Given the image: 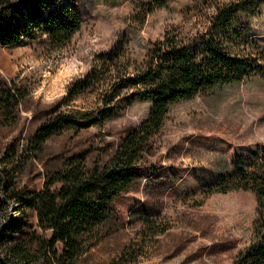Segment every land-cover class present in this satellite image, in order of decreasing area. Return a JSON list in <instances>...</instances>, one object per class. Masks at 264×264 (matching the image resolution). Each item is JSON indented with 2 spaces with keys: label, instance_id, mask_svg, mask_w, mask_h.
<instances>
[{
  "label": "trees",
  "instance_id": "1",
  "mask_svg": "<svg viewBox=\"0 0 264 264\" xmlns=\"http://www.w3.org/2000/svg\"><path fill=\"white\" fill-rule=\"evenodd\" d=\"M86 1L95 0H0V45L31 40L64 50L82 29L80 5ZM130 1L141 26L171 2ZM195 6L199 16L167 27L160 39L148 42L141 60L128 41L115 43L94 69L69 84L58 103L34 114L39 124L21 150L17 140L0 145V201L12 211L0 227V264H82L103 238L136 221L145 230L153 226L147 200L135 204L132 194L157 197L175 187L203 199L234 190L254 193L253 237L231 264H264V143L233 160L221 155L191 179L182 177L185 168L163 170L160 162L162 134L177 104L221 86L264 79V45L247 23L264 0H195ZM130 95L150 104L148 115L104 142V151L96 154L92 145L51 148L54 138L67 133L105 129ZM90 97L95 100L88 106L75 103ZM27 99L20 83L0 73V132L18 124ZM31 157L44 166L41 189L22 164ZM145 240H132L116 257L89 264H138Z\"/></svg>",
  "mask_w": 264,
  "mask_h": 264
},
{
  "label": "rangeland",
  "instance_id": "2",
  "mask_svg": "<svg viewBox=\"0 0 264 264\" xmlns=\"http://www.w3.org/2000/svg\"><path fill=\"white\" fill-rule=\"evenodd\" d=\"M134 7L130 0L81 3L82 29L62 51L31 40L12 47L0 45V73L28 92L18 124L0 132L2 148L17 140L21 150L39 124L34 114L38 116L39 111L58 103L69 84L94 69L98 58L115 43L128 41L133 56L141 60L148 42L160 39L167 27L188 23L200 14L195 0H171L141 26L132 17ZM247 23L257 29V39L264 45V8ZM94 100L82 98L75 103L84 107ZM149 109L148 102L127 96L123 109L113 115L105 129L92 128L79 135L67 133L54 138L51 148L58 151L92 145L96 154L101 153L104 142H112L128 128L138 126ZM263 143L264 79L253 77L177 104L162 134L160 162L163 170L170 166L185 168L182 177L191 179L214 164L217 157L225 155L233 160L237 154H247ZM23 160L26 173L41 189L43 164L33 157ZM144 200L152 210L153 226L145 230L136 221L103 238L92 250V258L82 264L106 262L116 257L124 245L142 237L147 246L139 251L138 264H231L252 240L256 197L250 191L214 193L206 199L200 194H179L178 187L157 197L131 195L135 204ZM11 215L10 208L0 201V227ZM155 230L159 233L153 236ZM34 231L46 235L38 226Z\"/></svg>",
  "mask_w": 264,
  "mask_h": 264
}]
</instances>
